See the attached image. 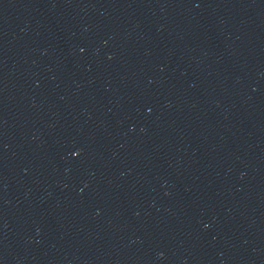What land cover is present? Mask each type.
Segmentation results:
<instances>
[{
    "label": "water",
    "instance_id": "water-1",
    "mask_svg": "<svg viewBox=\"0 0 264 264\" xmlns=\"http://www.w3.org/2000/svg\"><path fill=\"white\" fill-rule=\"evenodd\" d=\"M0 264H264V0H0Z\"/></svg>",
    "mask_w": 264,
    "mask_h": 264
}]
</instances>
